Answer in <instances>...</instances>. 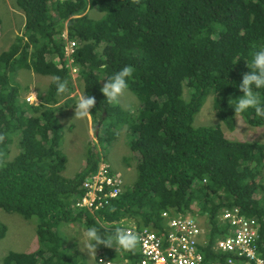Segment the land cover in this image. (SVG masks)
<instances>
[{
	"label": "trees",
	"instance_id": "1",
	"mask_svg": "<svg viewBox=\"0 0 264 264\" xmlns=\"http://www.w3.org/2000/svg\"><path fill=\"white\" fill-rule=\"evenodd\" d=\"M14 6L25 21L0 54V209L35 220L38 248L9 252L2 264H87L61 224L96 227L111 239L116 229L133 225L163 232L164 212L204 217L200 249L206 260H224L212 247L228 233L221 213L234 208L257 221L264 258V143L228 140L220 125L233 130L229 104L243 95L238 85L249 71L245 60L264 47V0H14ZM94 9L100 19L89 16ZM65 32L76 43L75 76L84 94L96 99L91 121L104 124L107 137L98 135L100 142L110 145L125 128L129 149L138 155L136 181L93 213L75 203L98 154L88 150L74 177L62 175L67 158L57 112L65 93L58 94L54 78L66 82L70 95ZM125 66L133 68L127 90L139 102L135 110H122L101 92L100 80ZM21 69L52 78L38 106L19 104L13 75ZM255 94L264 101V91ZM207 95L214 97L220 124L194 126ZM112 115L115 123H106ZM240 117L252 127L264 125L254 110ZM13 144L18 153L9 157ZM6 232L0 223V240ZM99 257L113 264L140 260L137 245L125 250L115 243L97 247L94 261Z\"/></svg>",
	"mask_w": 264,
	"mask_h": 264
},
{
	"label": "rangeland",
	"instance_id": "2",
	"mask_svg": "<svg viewBox=\"0 0 264 264\" xmlns=\"http://www.w3.org/2000/svg\"><path fill=\"white\" fill-rule=\"evenodd\" d=\"M88 14L93 19H100L103 16L96 9L90 10ZM0 20L1 54L14 41L15 37L22 34L25 20L24 14L14 6V0H0ZM13 80L20 89L19 104L25 106V98L31 93H36L38 96L37 102L40 104V95H43L47 91L52 78L21 69L15 72ZM71 81L73 90L70 91V95L66 91L64 95L58 98V104L61 105L62 111L57 112V117L60 124L64 127L60 150L67 158L66 167L62 175L65 178L74 177L85 166V158L88 150H91L98 154L100 160H105L115 173L121 175L126 186L132 185L137 177L135 165L138 160V155L132 153L129 149L128 142L132 139V136L130 137L125 128L121 129L118 132V138L112 141L110 145L103 147L98 135L101 137L106 136L104 124L101 128L98 127L100 133L96 135V125L94 126L92 122L89 123L88 117L75 118V108L73 105L83 93V83L76 77H71ZM105 83L103 79L100 80L101 88H103ZM213 100V95L206 96L200 111L194 118V126H215L220 124L213 110ZM66 102H68L67 105L64 104ZM138 104L137 98L129 90H125L119 97L118 102H114V105L120 107L122 110H135L138 108ZM64 105L67 107H64ZM116 115L119 117L118 114ZM115 121L116 116L112 115L106 123H115ZM220 125L228 140L264 143V125L252 127L240 116L238 118L235 117L232 131L224 125ZM17 153V146L13 144L10 147L9 157H14ZM262 182L264 184V180ZM194 217L206 229L205 218L200 216ZM0 223L7 228L4 238L0 240V264H2V259L9 252L31 253L37 250L38 242L35 220H25L18 214L7 213L0 209ZM59 230L76 242V249L85 256L87 264L94 263L95 251L87 249L82 240L85 232L84 229L79 225L61 224Z\"/></svg>",
	"mask_w": 264,
	"mask_h": 264
},
{
	"label": "built area",
	"instance_id": "3",
	"mask_svg": "<svg viewBox=\"0 0 264 264\" xmlns=\"http://www.w3.org/2000/svg\"><path fill=\"white\" fill-rule=\"evenodd\" d=\"M66 40L64 54L71 68L76 43ZM32 103L35 98L28 97ZM124 180L115 173L110 165L100 161L94 173L83 181L84 195L75 203L78 209L93 213L104 208L109 200L115 199L123 192ZM164 220L163 232L154 231L148 227L138 229L137 226L125 227L124 230L137 238L140 260L135 264H264V258L258 250L259 225L253 218L239 213V209H225L220 220L228 225V233L216 240L212 251L225 256L224 260H206L200 249L206 244L205 229L191 214H162ZM96 264H112L103 258H98Z\"/></svg>",
	"mask_w": 264,
	"mask_h": 264
},
{
	"label": "clouds",
	"instance_id": "4",
	"mask_svg": "<svg viewBox=\"0 0 264 264\" xmlns=\"http://www.w3.org/2000/svg\"><path fill=\"white\" fill-rule=\"evenodd\" d=\"M64 34L68 39L67 33L65 32ZM63 35L62 38L65 40ZM65 44H66V40H65ZM8 48L2 52L7 51ZM245 61L247 62L249 71L242 75L241 82L238 85V89L240 92L243 93V95L237 99H232L234 103H231L229 105L233 108L236 118H238L241 114L246 113L248 110L251 109L255 111L257 116H259L262 120H264V101L261 100V97L259 95L255 94L258 91H264V47L259 48L258 50L252 53L250 62L247 60ZM73 63H74V59H73ZM73 63L71 64V68L76 70V68L73 67ZM67 67L69 69L70 76L76 77L75 76L76 73L72 74L70 67L68 65ZM101 67L107 68V65H102ZM132 74H133V68L130 66H125L122 69H120L118 72H115L113 75L109 76L108 78L103 79L106 80V83L104 84L103 88H101V92L103 93L105 99L108 100L110 103L118 102L119 97L123 94L125 90H127L128 78L131 77ZM54 83L56 84V89L58 94L65 93L67 91L66 82L61 81L59 77L54 78ZM28 97L35 98V101L30 103L29 101H27ZM37 97L38 96L36 95V93H31L29 96H27V98H25V101L30 105L38 106L39 102H37L38 100ZM73 106L75 108V118L76 117L85 118L88 117L92 113V110L95 108L96 99L93 96H86L83 92ZM100 161L106 162L105 160L102 159ZM82 240L84 242V246L87 249L93 251H95L96 248L101 245L106 247H112L114 243L122 249L132 250L135 248L137 243V238L134 235L128 234L125 230L116 229L112 238L108 239L103 237L96 227L88 228L84 232ZM99 258H103V257H99ZM97 259L94 261L93 264H96ZM111 263L113 264V262Z\"/></svg>",
	"mask_w": 264,
	"mask_h": 264
},
{
	"label": "water",
	"instance_id": "5",
	"mask_svg": "<svg viewBox=\"0 0 264 264\" xmlns=\"http://www.w3.org/2000/svg\"><path fill=\"white\" fill-rule=\"evenodd\" d=\"M98 127H99V125L98 126L96 125V127H95L96 128V135H97Z\"/></svg>",
	"mask_w": 264,
	"mask_h": 264
},
{
	"label": "crops",
	"instance_id": "6",
	"mask_svg": "<svg viewBox=\"0 0 264 264\" xmlns=\"http://www.w3.org/2000/svg\"><path fill=\"white\" fill-rule=\"evenodd\" d=\"M88 119H89V123L91 122V118H90V116H88Z\"/></svg>",
	"mask_w": 264,
	"mask_h": 264
}]
</instances>
